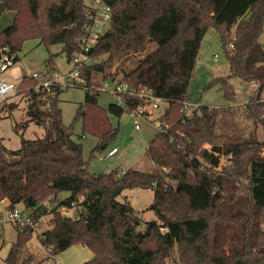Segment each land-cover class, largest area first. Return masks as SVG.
Listing matches in <instances>:
<instances>
[{"label": "trees", "instance_id": "trees-1", "mask_svg": "<svg viewBox=\"0 0 264 264\" xmlns=\"http://www.w3.org/2000/svg\"><path fill=\"white\" fill-rule=\"evenodd\" d=\"M105 2L111 8L109 27L86 53L89 62L81 76L88 85L74 121L81 119L83 134L94 136L96 148L103 149L117 134L109 116L118 118L124 110L117 103L99 106L92 74L135 91L149 90L166 103L157 118L165 130L157 131L146 148L155 170L89 173L80 145L73 150L67 143L72 128L62 122L54 89L52 94L35 91L37 80L22 76L16 95L26 99L27 120L14 130L33 123L43 135L22 138L20 147L9 152L0 141V202L7 200L10 210L22 205L35 223L50 216L40 244L50 255L73 245L87 247L92 258L82 264H165L176 252L181 264H264V0ZM87 9L84 0H0V14L13 13L11 23L0 30V47L8 46L17 62L22 44L37 40L47 49L60 45L70 61L91 23ZM210 27L226 52L229 75L215 77L207 88L218 87L229 101L234 100L231 77L256 82V96L244 108L248 118L260 123L261 141H219L218 108L200 104L189 118L181 111ZM151 43L155 48L120 78L109 72L114 62L142 53ZM45 65L43 74L56 72L51 54ZM122 100L131 107L143 102L127 95ZM14 109V102L0 105V121ZM133 188L154 192L149 209L158 221L147 222L143 231L136 230L131 205L117 201L121 192ZM61 192L69 195L59 200ZM61 207L73 215H62ZM15 229L7 264L17 263L34 232L29 226Z\"/></svg>", "mask_w": 264, "mask_h": 264}, {"label": "rangeland", "instance_id": "rangeland-1", "mask_svg": "<svg viewBox=\"0 0 264 264\" xmlns=\"http://www.w3.org/2000/svg\"><path fill=\"white\" fill-rule=\"evenodd\" d=\"M89 1L84 0V3L88 5ZM12 15V12L0 14V30L11 23ZM260 41L264 42V32L260 37ZM155 46L154 43L148 44L142 53L130 55L127 59L117 60L113 63L109 72L117 73V78H120L124 72L133 68L137 61L151 52ZM49 54L52 55V64L59 78V87L54 88V92L57 94L62 122L66 126H71V140L80 145L81 154L87 162L89 173L109 174L116 172L121 174L128 169H138L145 172L155 170L156 167L146 157V148L148 142L157 133L156 127L160 124L157 118L163 112L165 105L160 104L159 110H155L149 120L139 118L140 127L138 130L134 129L133 119L127 111H124L118 118L113 115L109 116L112 126L117 128V134L105 148L101 149L96 148L97 139L94 136L83 134L81 119L74 121L77 107L83 103L85 93L80 87H66L65 77L74 68V63L72 60H67L66 55L61 51L60 45H52L47 49L37 40L25 41L18 52V61L3 78L11 82H18L22 76L44 73L46 71L45 62L48 60ZM228 75L229 67L226 52L215 28L210 27L201 41L192 78L188 86L187 99L189 101H199L204 106L220 109L215 128L216 134L221 135L219 141L223 142L237 137L261 141L263 132L260 123L248 118L244 108L250 99L254 97L251 96L253 93L249 83L243 82L237 77H231L228 83L231 92L234 94V100L229 101L224 98L222 90L218 87L207 88V85L215 77ZM103 80L102 74H92L91 81L96 85H101ZM262 97H264V90ZM8 102H14L16 109L1 119L0 141L9 152L20 147L22 138L41 137L43 130L30 123L25 130L16 132L14 130L15 125H22L27 120V102L21 95H15ZM116 102L117 98L110 92H100L98 95V104L102 108H107L109 104ZM152 119L155 120L152 121ZM113 148L117 150V153L108 157V152ZM7 153L6 155L9 157ZM221 164H227L224 158L221 160ZM169 183L174 185L173 181ZM68 195V192H61L58 199L63 200ZM153 198V190L140 188L126 189L117 197L118 202H127L133 208L134 215L138 220L137 231H143L147 222L158 221L154 211L149 209ZM18 209L23 211V208ZM0 211L2 212L0 214V264H7L5 259L16 240L17 231L4 218L6 211L4 209H0ZM67 215H73V210H69ZM49 218L50 216L43 217L34 225V232L18 253L16 264H22L30 256L32 259L27 264H57L61 262L60 260H62V264H82L92 258L90 249L81 245H73L56 255L48 254L47 249L40 244L38 234L49 228ZM262 228L264 229V222ZM165 264H181L177 252L170 259H167Z\"/></svg>", "mask_w": 264, "mask_h": 264}, {"label": "built area", "instance_id": "built-area-1", "mask_svg": "<svg viewBox=\"0 0 264 264\" xmlns=\"http://www.w3.org/2000/svg\"><path fill=\"white\" fill-rule=\"evenodd\" d=\"M87 15L91 20V23L86 27V35L79 41L80 50L76 53L72 61L74 63V68L69 71L68 75L65 77L66 87H80L82 89H86L88 82L81 76L82 66L89 62L88 56L86 53L95 45L97 40L105 33L107 28L109 27L110 19H111V8L105 2V0H90L87 5ZM232 46L230 45L229 48ZM264 51V48H263ZM16 54L12 53L8 46L0 47V105L11 100L17 91L18 82H11L3 78L5 74L10 72L15 65ZM37 80V85L35 86V91L44 92L47 94H52L53 89L59 87L58 85V77L56 72H51L47 74H36L32 76ZM91 86L96 88L99 92H110L117 98V104L123 107L124 111H127L134 123V129L138 130L140 127L139 118H143L145 120H149L151 115L155 110H159V105H166L160 98L155 97L149 90L142 89L140 91H135L132 88L122 82L118 83L111 78L103 80L102 84L96 85L91 81ZM250 87L252 89L251 96H256L257 92V84L256 82H251ZM122 95L127 96H137L143 102L139 103L135 106H132L125 103L122 100ZM264 101V100H263ZM199 101H189L188 99L182 102V113L186 118L191 117L194 113L198 111L200 108ZM155 120V119H154ZM152 119V121H154ZM165 126L158 124L156 129L158 132H163L165 130ZM117 152L115 148L111 149L107 156H112ZM62 215L67 216V212L65 208L61 207L59 209ZM4 218L10 222L14 227L19 226H29L34 227L37 223L32 221L30 217L26 214H23L21 210L14 208L12 210L6 211V215ZM42 218L39 219V221Z\"/></svg>", "mask_w": 264, "mask_h": 264}, {"label": "crops", "instance_id": "crops-1", "mask_svg": "<svg viewBox=\"0 0 264 264\" xmlns=\"http://www.w3.org/2000/svg\"><path fill=\"white\" fill-rule=\"evenodd\" d=\"M117 153V152H116ZM115 153V154H116ZM114 154V155H115ZM113 156V155H112ZM108 157H111V156H108ZM8 205H9V202L7 201V200H2L1 202H0V209H4V211H9L10 209H8ZM15 208H22V205H17ZM2 212L0 211V214H1ZM22 213L23 214H25V212L24 211H22ZM1 216V215H0ZM41 233H39L38 234V236L40 235ZM87 258V257H86ZM61 262H62V260H60ZM57 263V264H62V263Z\"/></svg>", "mask_w": 264, "mask_h": 264}, {"label": "water", "instance_id": "water-1", "mask_svg": "<svg viewBox=\"0 0 264 264\" xmlns=\"http://www.w3.org/2000/svg\"><path fill=\"white\" fill-rule=\"evenodd\" d=\"M67 143L69 147L73 150H76L78 148V145L74 143L70 138H67Z\"/></svg>", "mask_w": 264, "mask_h": 264}]
</instances>
